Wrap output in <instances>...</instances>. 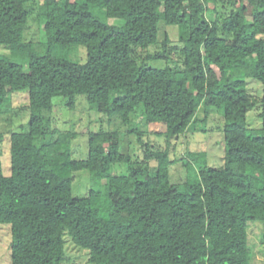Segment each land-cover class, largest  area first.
Listing matches in <instances>:
<instances>
[{
  "label": "trees",
  "instance_id": "obj_1",
  "mask_svg": "<svg viewBox=\"0 0 264 264\" xmlns=\"http://www.w3.org/2000/svg\"><path fill=\"white\" fill-rule=\"evenodd\" d=\"M162 25L186 30L180 62L152 66L173 52L167 33L159 40ZM77 46L84 62L70 58ZM0 48V112L12 92H28V119L8 138L9 175L0 150L10 264H62L65 238L89 264L250 263L247 224L264 221V0H0ZM248 79L262 85L260 99ZM77 95L116 126L89 132L81 159L75 134L51 126L53 99L73 109ZM257 105L261 124L251 127ZM211 112L222 118V166L188 151L173 182L171 141L192 125L206 131ZM137 118L165 125V147L146 141L142 160L120 149L124 132L141 140ZM113 164L127 173L112 175ZM79 170L90 173L80 197Z\"/></svg>",
  "mask_w": 264,
  "mask_h": 264
},
{
  "label": "rangeland",
  "instance_id": "obj_2",
  "mask_svg": "<svg viewBox=\"0 0 264 264\" xmlns=\"http://www.w3.org/2000/svg\"><path fill=\"white\" fill-rule=\"evenodd\" d=\"M35 3L42 0H34ZM111 23H117L116 20H110ZM33 29L37 32V39L43 41L45 34L43 31V23L34 25ZM167 33L171 39L169 48L173 51L168 61H152V66H163L164 64L174 65L179 63L178 51L182 47V39L186 37V30L181 25H169L160 27L159 40L163 39V34ZM77 49L70 55L72 60L84 62L86 51L84 46H77ZM161 49L160 43L151 45L148 48L149 53H155ZM0 52L6 53V50L0 48ZM176 61V62H175ZM248 93L255 99L262 96V85L252 79L246 82ZM10 104L6 112H0V133H1V163L4 175L10 173L9 160V134L12 131L20 130V126L24 125L28 119L26 112V104L28 98L27 90L12 92L9 96ZM73 109L66 106L65 100L54 98L55 103L52 111L51 126L59 131H71L75 134L72 140V156L76 159L86 157L87 152V136L91 131L99 129L111 130L115 126L114 123L107 122L99 116L97 111L91 110L84 97L77 95L75 98ZM260 112L259 105L247 113V122L251 127H259L261 119L258 117ZM27 116V117H26ZM202 117L200 113L198 115ZM221 116L218 113L211 112L206 120V131L201 132L197 126L192 125L187 133L181 136L177 141L172 140L169 147L172 148L173 156L180 159V163L172 165L170 168L171 179L173 182H179L184 177L183 163L187 158V152H203L206 162L209 166L220 168L223 164L224 144L223 136L219 130L221 124ZM140 125L142 131L141 140L137 135L127 134L121 137L120 149L129 152L133 160H142L143 144L149 141L160 148L165 147L164 130L165 125L162 123H150L143 125L139 123V118L135 119ZM123 129V127H121ZM170 148V149H171ZM128 168L125 164H113L110 168L112 175L126 174ZM103 182L106 180L103 179ZM90 186V173L88 170H79L73 173L72 192L75 196H85ZM248 247L250 252L249 264H264V221H253L247 224ZM10 227L8 224H0V264H10ZM65 261L62 264H89L87 261V253L81 248L75 246L68 238L64 243Z\"/></svg>",
  "mask_w": 264,
  "mask_h": 264
}]
</instances>
